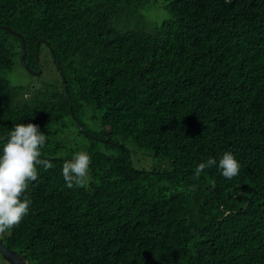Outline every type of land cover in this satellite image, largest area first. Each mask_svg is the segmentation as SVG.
<instances>
[{"label": "trees", "instance_id": "obj_1", "mask_svg": "<svg viewBox=\"0 0 264 264\" xmlns=\"http://www.w3.org/2000/svg\"><path fill=\"white\" fill-rule=\"evenodd\" d=\"M154 1L0 0L30 69L37 40L51 47L39 45L51 76L14 85L21 39L0 29V154L32 123L52 163L0 234L26 264H264V0H163L170 18L152 28L114 25ZM130 144L164 168H135ZM79 151L91 161L70 189L62 166ZM226 151L236 177L213 166L196 179Z\"/></svg>", "mask_w": 264, "mask_h": 264}, {"label": "clouds", "instance_id": "obj_2", "mask_svg": "<svg viewBox=\"0 0 264 264\" xmlns=\"http://www.w3.org/2000/svg\"><path fill=\"white\" fill-rule=\"evenodd\" d=\"M47 136L39 130V126L14 124L3 145L0 154V234L16 227L28 214L31 199L24 195L28 185L38 179V166L44 170L52 168L48 159L41 158L42 149ZM91 157L80 152L62 166V175L68 188L82 186L87 177ZM218 167L223 177L231 180L239 173V162L231 152H224L217 164L216 159L209 158L195 168V177L199 179L206 168ZM188 191H195V185Z\"/></svg>", "mask_w": 264, "mask_h": 264}, {"label": "rangeland", "instance_id": "obj_3", "mask_svg": "<svg viewBox=\"0 0 264 264\" xmlns=\"http://www.w3.org/2000/svg\"><path fill=\"white\" fill-rule=\"evenodd\" d=\"M164 4L165 2L163 0H155L149 6L140 9L136 14L120 16L115 20L114 25L121 29L134 26H145L147 28H152L154 25L170 18V14L164 7ZM48 71L50 70L45 67L44 71L42 70L39 74L41 77H38L39 75L34 76L30 74L23 67H21L19 63H16L12 71L8 74V78L14 85L31 83V86L38 88L41 86L40 81L42 78L47 79L51 76V73ZM127 146L131 150L132 164L137 169L150 170L153 167L164 168V163H167L165 159H157L152 156L143 155L146 153L144 150L137 149L131 144Z\"/></svg>", "mask_w": 264, "mask_h": 264}, {"label": "water", "instance_id": "obj_4", "mask_svg": "<svg viewBox=\"0 0 264 264\" xmlns=\"http://www.w3.org/2000/svg\"><path fill=\"white\" fill-rule=\"evenodd\" d=\"M0 29H5L7 31H9L10 33L20 37L21 39V44H22V54L20 56V62L23 65L24 69L29 72L32 75H39L42 71V66L40 63V59H39V45L41 42H45L46 46L48 47V49L51 51V47L49 46L48 42L44 41L42 38L38 39L35 45V55H36V60L38 62V70L34 71L32 69L29 68L28 65H26L25 60H24V56L26 54V49H25V43L23 40V37L21 36L20 33L15 32L14 30H12L11 28L7 27V26H0ZM53 54V53H52ZM54 56V54H53ZM56 66L58 67V64L56 63ZM60 72V71H59ZM62 80L65 81V78L62 77ZM66 88V85H65ZM77 124H79L77 122ZM0 252L2 253L3 259L8 263V264H26L25 261L20 257V255L13 251L10 250L8 248H6L1 242H0Z\"/></svg>", "mask_w": 264, "mask_h": 264}]
</instances>
